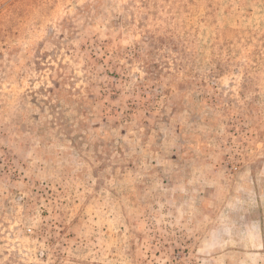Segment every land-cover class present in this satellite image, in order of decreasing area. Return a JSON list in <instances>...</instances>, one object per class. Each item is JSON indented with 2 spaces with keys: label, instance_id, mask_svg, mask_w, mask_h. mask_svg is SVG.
Here are the masks:
<instances>
[{
  "label": "rangeland",
  "instance_id": "obj_1",
  "mask_svg": "<svg viewBox=\"0 0 264 264\" xmlns=\"http://www.w3.org/2000/svg\"><path fill=\"white\" fill-rule=\"evenodd\" d=\"M0 264H264V0H0Z\"/></svg>",
  "mask_w": 264,
  "mask_h": 264
}]
</instances>
